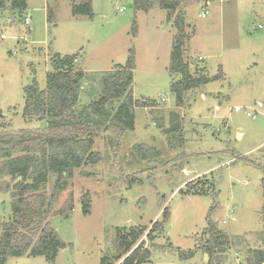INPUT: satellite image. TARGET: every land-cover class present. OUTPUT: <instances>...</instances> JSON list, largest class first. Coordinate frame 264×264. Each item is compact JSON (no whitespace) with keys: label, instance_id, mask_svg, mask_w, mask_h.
<instances>
[{"label":"rangeland","instance_id":"obj_1","mask_svg":"<svg viewBox=\"0 0 264 264\" xmlns=\"http://www.w3.org/2000/svg\"><path fill=\"white\" fill-rule=\"evenodd\" d=\"M149 1L153 6L142 11L133 0H91L92 18L72 15L75 0H26L22 12L9 6L0 10L2 132L46 128L45 120L23 117L24 89H45L53 56L74 58L73 67L82 75L74 114L83 112L106 125L123 99L91 110L101 97L99 78L119 65L134 64V129L117 141L116 131L93 138L92 151L101 161L73 171L52 208L66 216L45 221L66 247L53 263L24 256L5 264H101L103 258L119 264L141 242L140 253H148L143 264H207L203 248L209 224L230 238L224 252L212 257L213 264H248L255 250L264 253V0L242 7L231 38L215 0L206 19L200 17L203 0L182 4L176 15L184 16V61L198 65L190 69L195 78L212 81L202 91L187 92L181 106L170 90L179 76L168 69L180 35L176 9L168 19L158 0ZM217 74L221 78L213 80ZM174 126L181 141L169 132ZM169 139L180 145L173 148ZM55 181L50 174L40 190L46 198ZM1 182L10 190L0 192V234L3 222L11 220L16 181L5 177ZM187 186L207 194H187ZM86 194L90 208L84 215ZM130 228L146 231L116 262L118 234Z\"/></svg>","mask_w":264,"mask_h":264},{"label":"trees","instance_id":"obj_2","mask_svg":"<svg viewBox=\"0 0 264 264\" xmlns=\"http://www.w3.org/2000/svg\"><path fill=\"white\" fill-rule=\"evenodd\" d=\"M133 1L135 8L142 11H148L153 6L149 0ZM158 3L160 9L168 11L170 19L177 4L168 0H158ZM7 6L11 10L22 12L26 9V2L0 0V10ZM71 12L73 16L92 18L91 0H75ZM174 24L180 35L175 37L168 69L169 73L179 76V79L170 85V90L175 95L178 106H181L183 96L187 92L198 89L211 80L203 76L195 78L190 72V69L196 70L198 65L184 61L183 47L187 37L181 34L183 16L176 15ZM74 61V58L53 56L52 72L46 76L45 89L40 91L35 85H29L24 89L23 117L45 120L47 123L45 129L0 131V192L10 190L8 184L1 182L3 178L10 177L16 181L11 191V220L3 222L1 228L0 264H5L10 258L24 256L43 257L50 263L55 261L58 252L66 245L58 239L54 229L45 221L52 215L66 216L63 210L52 212L59 194L67 188L75 169L95 165L101 161L100 154L92 151L93 138L99 132L116 131L117 141L124 132L134 129V101L131 90L134 64L129 61L124 66L119 65L118 70L102 74L99 78L101 97L90 106L91 110L97 112L109 101L123 99L106 125V122L86 117L83 112L74 114L80 92L79 82L82 78L73 67ZM214 79H217V76ZM170 131H174L181 141L178 126L172 127ZM169 132L167 134L171 137ZM168 142L173 148L180 145H173L171 139ZM251 164L263 171L260 164ZM50 174L56 176V181L51 195L46 198L40 190L48 182ZM189 189L187 186V194L192 191ZM190 193L207 194L203 191ZM82 204L83 214H89V195L84 196ZM68 210H72L71 205L68 206ZM144 231L146 230L140 228L120 230L117 238L121 253L114 258L116 262L131 252ZM151 231L152 229L148 236ZM205 235L207 240L203 248L204 254L209 257L207 264H213L212 257L216 253L224 252V248L230 245V238L213 224H209ZM141 247L142 242L119 264H143L148 253L146 251L140 253ZM252 254L254 256L249 258L248 264L264 263L262 251L255 250ZM191 256L193 254L187 257ZM101 264L110 263L103 258Z\"/></svg>","mask_w":264,"mask_h":264},{"label":"crops","instance_id":"obj_3","mask_svg":"<svg viewBox=\"0 0 264 264\" xmlns=\"http://www.w3.org/2000/svg\"><path fill=\"white\" fill-rule=\"evenodd\" d=\"M168 1H173L174 3L177 4V8H176V11L174 13L176 15V12L179 11V8L187 0H168ZM247 1H249V2H247ZM247 1L246 0H234V2H232V3L229 2V0H215V1H213L215 4H217V7H219V13H220V16H221L223 23L225 22L226 25L228 26V35H227L228 37L227 38H231V34H232L231 28H232L233 24H235V22L238 20L237 15H239V13L241 12L242 7H246V6L253 7L254 6V3L251 0H247ZM25 2H26V0H25ZM203 2H204V8H202V12L207 11V13H209V10L207 7H209L213 2L211 0H203ZM26 7H27V4H26ZM167 16H168V14H167ZM202 19H206V17L202 18ZM202 60H203V58H202ZM193 62H195V61H192L191 64L195 65L196 62H195V64H193ZM216 76H217V80H219L221 78L220 74H217ZM214 80H216V79H214ZM207 84L198 88L199 91H202L204 86H206ZM201 96L203 99L205 98V95L203 93H201ZM215 108L217 109L218 107H215Z\"/></svg>","mask_w":264,"mask_h":264},{"label":"built area","instance_id":"obj_4","mask_svg":"<svg viewBox=\"0 0 264 264\" xmlns=\"http://www.w3.org/2000/svg\"><path fill=\"white\" fill-rule=\"evenodd\" d=\"M206 14H207V11L202 12V13L200 14V17H201V18H205ZM24 23H25L26 25L29 24V18H28V17L25 18ZM258 27L261 28V26H258ZM4 38H5V36L2 35V36H1V39H4ZM199 60H202V58L199 57ZM162 101H165V100L162 99ZM239 109H240V108H238V107L235 108L236 111H239ZM246 115H247V117H251L252 119L255 118V115H252L251 113H247Z\"/></svg>","mask_w":264,"mask_h":264},{"label":"water","instance_id":"obj_5","mask_svg":"<svg viewBox=\"0 0 264 264\" xmlns=\"http://www.w3.org/2000/svg\"><path fill=\"white\" fill-rule=\"evenodd\" d=\"M193 64H195V62H193ZM75 82H76V80H75ZM18 180H20V178H18Z\"/></svg>","mask_w":264,"mask_h":264}]
</instances>
